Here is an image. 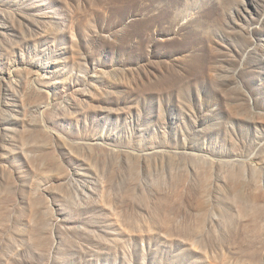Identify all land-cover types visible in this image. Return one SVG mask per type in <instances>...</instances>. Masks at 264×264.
I'll use <instances>...</instances> for the list:
<instances>
[{
    "label": "rangeland",
    "instance_id": "1",
    "mask_svg": "<svg viewBox=\"0 0 264 264\" xmlns=\"http://www.w3.org/2000/svg\"><path fill=\"white\" fill-rule=\"evenodd\" d=\"M0 264H264V0H0Z\"/></svg>",
    "mask_w": 264,
    "mask_h": 264
}]
</instances>
